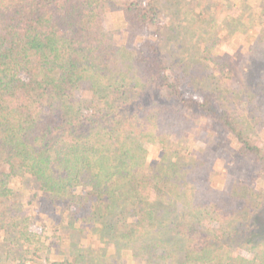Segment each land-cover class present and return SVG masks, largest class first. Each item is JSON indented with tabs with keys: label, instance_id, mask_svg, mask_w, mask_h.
I'll return each instance as SVG.
<instances>
[{
	"label": "trees",
	"instance_id": "1",
	"mask_svg": "<svg viewBox=\"0 0 264 264\" xmlns=\"http://www.w3.org/2000/svg\"><path fill=\"white\" fill-rule=\"evenodd\" d=\"M263 130L264 0H0V264H264Z\"/></svg>",
	"mask_w": 264,
	"mask_h": 264
},
{
	"label": "rangeland",
	"instance_id": "2",
	"mask_svg": "<svg viewBox=\"0 0 264 264\" xmlns=\"http://www.w3.org/2000/svg\"><path fill=\"white\" fill-rule=\"evenodd\" d=\"M123 2H129L130 0H120ZM191 1V0H190ZM197 0H194V3ZM193 3V2H192ZM174 5H172L173 7ZM197 8V7H196ZM223 16V13L220 14V17ZM166 17L165 15L162 16V21H165ZM104 27L106 30H110L113 32L115 41L118 44H125L126 43V33H125V26L121 20V17L117 12L113 11H108L104 15ZM224 33V31H223ZM221 33V34H223ZM143 37H149L152 36L151 30H147L141 34ZM243 35L237 36L238 39L240 40ZM244 49L238 48L235 45L228 44L227 42L224 43L220 49V55L223 58L224 61L228 64H236L239 62V59L243 53ZM255 64V63H254ZM252 67L247 68L248 72H256L258 68L261 67L262 64H256ZM244 68V66H243ZM203 73V72H200ZM193 136L197 135V130H193L191 132ZM262 138H264V130L261 133ZM219 143V140H218ZM197 145H203L200 141H196ZM217 144V142H216ZM150 150L153 149V147L150 145L149 146ZM234 160L238 161L239 163L237 165L234 164V160H230L227 162L225 159H220L217 163L216 166V171L214 174H212V180L216 187L221 188V189H227L231 183L235 180H242L244 178V175L247 174L249 171L250 167L247 163V161L240 160L238 157L234 156ZM234 164V165H233ZM36 229V228H35ZM49 236L50 239L53 238V234H50ZM45 242V243H44ZM39 242L37 243L36 247H38L39 250L45 254V249H46V241ZM114 249L116 252L120 255L122 264H130V262L127 259V254L124 251V246L118 245L115 246ZM51 264H61V262L55 261V260H50ZM62 264H72V262L65 261Z\"/></svg>",
	"mask_w": 264,
	"mask_h": 264
}]
</instances>
